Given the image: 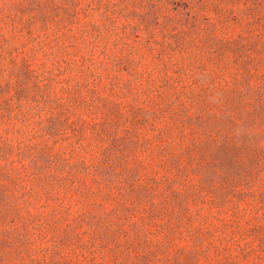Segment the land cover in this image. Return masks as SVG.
Listing matches in <instances>:
<instances>
[{
	"label": "trees",
	"instance_id": "obj_1",
	"mask_svg": "<svg viewBox=\"0 0 264 264\" xmlns=\"http://www.w3.org/2000/svg\"><path fill=\"white\" fill-rule=\"evenodd\" d=\"M0 36V264H168L210 255L194 222L213 236L217 216L197 203L205 202L206 190L221 209L252 192L237 190L240 179L229 177L225 164L186 158L190 148L211 141L226 158L228 150L239 158L242 139L257 136L253 96L243 93L256 89L249 74L218 86L204 79L193 88L175 76L195 64L185 54L190 49L180 50L159 81L158 112L129 99L132 82L121 83L112 72L116 64L99 63L94 50L80 61L58 62V74L45 63L34 67L35 56L19 60L20 47L2 26ZM101 57L111 58L106 50ZM64 70L80 78L62 80ZM206 117L225 122L226 130L204 136L199 123ZM158 119L159 139L167 143L160 147L162 172L149 171L142 159L151 140L139 131ZM159 232L168 234L160 244L153 239ZM184 232L194 248L174 250L172 240Z\"/></svg>",
	"mask_w": 264,
	"mask_h": 264
},
{
	"label": "rangeland",
	"instance_id": "obj_2",
	"mask_svg": "<svg viewBox=\"0 0 264 264\" xmlns=\"http://www.w3.org/2000/svg\"><path fill=\"white\" fill-rule=\"evenodd\" d=\"M0 9L2 34L20 47L19 60L35 56L34 67L45 63L59 74L58 62L74 63L94 50L99 63L116 64L112 72L121 83L132 82L134 92L129 99L140 100L153 111L159 112V81L171 64L170 56L180 50L190 49L185 54H192L195 64L189 73L175 76L188 80L193 88L204 79L225 85L247 72L256 89L248 91L242 85L238 94L245 89L243 93L253 96L257 136L242 139L239 158L230 150L226 158L211 141L202 148H190L186 160L225 164L229 177L240 179L237 190L252 192V196L240 194L242 200L235 198V205L221 209L214 203V194L206 190L205 202L201 199L197 205L206 212H215L217 218L212 221L217 230L211 236L200 221H195L194 227L201 229L210 255L183 256L168 264H264V52L261 56L256 53L264 48V0H0ZM3 45L0 36V50ZM103 50L110 55L109 60H102ZM246 50L248 55H241ZM60 77L72 83L80 78L72 70H64ZM12 84H16V78ZM230 85L233 89L234 84ZM27 94L22 95L27 99L36 91ZM12 95H16L14 89ZM226 127L225 122L213 117L199 123L204 136L215 137L214 130L223 132ZM139 131L151 140L149 148L141 153L142 159L149 171L162 172L160 165L166 157L160 147L167 143L159 139V119L146 121ZM76 141L73 138L68 142ZM174 144L175 150H180ZM248 182L253 184L251 189L246 186ZM228 191L225 189L231 193ZM189 207L196 206L191 203ZM166 235L159 232V238L153 239H159L160 244ZM194 242L184 232L172 240V248L192 249ZM162 256L159 253V259Z\"/></svg>",
	"mask_w": 264,
	"mask_h": 264
}]
</instances>
